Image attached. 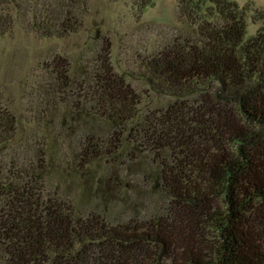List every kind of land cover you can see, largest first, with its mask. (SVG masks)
<instances>
[{"label": "trees", "instance_id": "obj_1", "mask_svg": "<svg viewBox=\"0 0 264 264\" xmlns=\"http://www.w3.org/2000/svg\"><path fill=\"white\" fill-rule=\"evenodd\" d=\"M135 2L142 11L152 0ZM177 3L186 34L137 72L53 63L32 146L13 149L18 122L0 109V264H264V9ZM21 13L39 38L63 39L87 2L0 0V37ZM249 14L260 27L247 37ZM126 77L168 103L141 111ZM70 136L64 159L56 147ZM129 160L158 200L143 219L85 213L54 182Z\"/></svg>", "mask_w": 264, "mask_h": 264}, {"label": "rangeland", "instance_id": "obj_2", "mask_svg": "<svg viewBox=\"0 0 264 264\" xmlns=\"http://www.w3.org/2000/svg\"><path fill=\"white\" fill-rule=\"evenodd\" d=\"M85 1L87 14L82 27L63 39L39 38L30 28L29 13H21L13 30L0 37V109H8L17 119L18 128L12 145L16 151L24 145L32 146L36 138L39 141L45 130L36 125L39 110L45 107L37 89L47 83V74L53 63L65 62L70 72H75L79 66L92 68L104 64L117 76H125L128 72H137L144 56L169 45L187 32L177 0H152L142 11L136 0ZM235 1L247 9H264V0ZM250 15L247 37L254 35L260 27ZM125 83L130 84L138 95L139 109L143 112H154L169 101L154 96L141 81L126 77ZM73 128L82 129L83 125ZM56 129L59 134L64 132L60 131L58 124ZM68 131L75 133L76 130ZM71 139L68 137L56 147L64 159ZM38 146L36 144L35 148ZM110 169L104 168L94 176L91 173L81 179L56 177L54 182L65 186L69 198L77 207L86 209L85 213L106 210L111 222L121 217L127 220L134 213L143 219L148 212L151 213L158 200L148 192L136 160L115 163L113 172ZM105 177L107 181L110 177L112 179L102 185Z\"/></svg>", "mask_w": 264, "mask_h": 264}]
</instances>
